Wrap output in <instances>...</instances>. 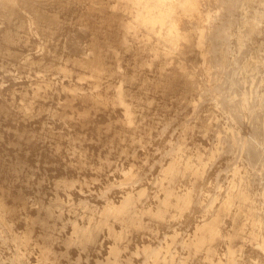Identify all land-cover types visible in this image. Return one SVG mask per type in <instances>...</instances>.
Instances as JSON below:
<instances>
[{"label": "bare ground", "instance_id": "bare-ground-1", "mask_svg": "<svg viewBox=\"0 0 264 264\" xmlns=\"http://www.w3.org/2000/svg\"><path fill=\"white\" fill-rule=\"evenodd\" d=\"M80 261L264 264V0H0V264Z\"/></svg>", "mask_w": 264, "mask_h": 264}, {"label": "rangeland", "instance_id": "rangeland-1", "mask_svg": "<svg viewBox=\"0 0 264 264\" xmlns=\"http://www.w3.org/2000/svg\"><path fill=\"white\" fill-rule=\"evenodd\" d=\"M207 6H209V5H207ZM20 88H21V85H14L13 88H11V89H20ZM204 107H205V109L213 112L216 115L220 114V110L218 108H216V106L214 105L213 101L209 98V96L206 97V100H204ZM79 108H81V106H79ZM197 139H198L200 144L206 145V142H205V140L203 138L198 137ZM222 170H223L222 162L216 161L209 168L208 174L206 175V177H205L203 183L201 184V186L200 185L199 186L196 185L194 187V190L198 191L200 188H202V190H203L205 195L211 194L212 192H214L215 191L214 184H215V181L217 179L219 180V182L221 184L225 182V173L222 172ZM49 176L53 178V177L56 176V173L51 171V172H49ZM184 184L187 187L191 186V182L189 180H185ZM147 185H149V183H147ZM200 216H201V210L198 207H196L194 209L193 215H192V218L194 219L193 221H195L197 223V221H199V219H200ZM195 224L193 226H191V227L193 228L195 226ZM137 242H138V244H141L140 240H138ZM104 243H105V247H107L108 246V241L106 240V241H104ZM79 264H85V262L84 261H80Z\"/></svg>", "mask_w": 264, "mask_h": 264}]
</instances>
